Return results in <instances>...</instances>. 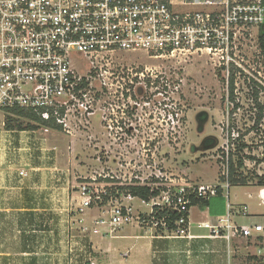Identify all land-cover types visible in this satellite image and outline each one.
<instances>
[{"label": "built area", "instance_id": "1", "mask_svg": "<svg viewBox=\"0 0 264 264\" xmlns=\"http://www.w3.org/2000/svg\"><path fill=\"white\" fill-rule=\"evenodd\" d=\"M263 22L264 0H0V109L27 110L46 131L51 127L45 124H54L71 133L73 123L93 115V75L107 72L106 65L128 52H145L153 59L206 52L228 87L232 76L261 82L256 73L262 77V71L247 53L246 41L256 31L259 49ZM235 133H226V159L217 183L178 184L160 170L123 180L115 174H101L103 180L85 177L79 185L80 209L97 215L83 233L115 237L134 225L160 239L230 242L264 236V224H238L231 212L216 224H199L210 229L208 235L190 230L194 200L222 192L229 196V147L241 137ZM133 186L148 187L150 195H134ZM240 214L247 215V207Z\"/></svg>", "mask_w": 264, "mask_h": 264}, {"label": "rangeland", "instance_id": "2", "mask_svg": "<svg viewBox=\"0 0 264 264\" xmlns=\"http://www.w3.org/2000/svg\"><path fill=\"white\" fill-rule=\"evenodd\" d=\"M246 42L247 53L251 58L255 56L256 68L262 71V77L256 73L261 82L252 76L250 79L248 76L235 77L233 93L226 84V77L206 52L189 58L162 59L150 58L145 52L121 53L114 63L106 65L107 72L103 71L96 77L93 75V90L97 94L93 115L73 123L71 133L51 128L68 137L74 135L79 143L84 142L87 146L74 153L78 184L85 177L103 180L101 174H115L123 180L124 176L130 177L131 174L133 177H145L159 170L178 184L217 183L222 179V166L226 159L222 146L228 129L241 136L235 146L229 147L234 160L241 155L244 159L245 165L237 171V178L241 173L244 176L249 173L264 175V58L256 46V31L252 32V37L247 36ZM237 81L239 86L235 84ZM260 115L262 118L258 121ZM209 136L218 138L215 148L203 146L202 141ZM240 142L248 146L241 155L236 150ZM17 152L11 154L6 144L0 147V182L10 179L21 181L18 175L22 170L19 173L17 170L29 167L23 164L25 160V163H30L29 158H25L24 149ZM249 155L256 159L247 158ZM15 156L18 160L14 161ZM43 156L44 159L39 160L43 165L54 167L58 163L64 168L54 171L56 178L67 173L64 154L56 155L51 151V154ZM164 182L169 183L162 180ZM250 183L253 184L252 181ZM0 193L17 196L22 191L17 187H0ZM6 205L14 203H1L0 208ZM16 217L17 214H12L8 220L0 218V244L4 245L2 249L10 244L11 253L24 230L21 220ZM259 221L264 222L263 219ZM125 228H132L133 234L146 233L134 225ZM108 243L112 244L117 255V260L111 264H125L122 259L130 264L151 263L148 239L115 240L107 236L99 245ZM246 246L250 254L248 261H253L256 256L253 252L258 255L264 252V240L259 242L255 239ZM256 246L262 248L261 252L258 253ZM127 250L130 255L122 258L120 253ZM258 258L264 260V254L256 257L255 261ZM98 259L102 263V259ZM2 262L5 264V260Z\"/></svg>", "mask_w": 264, "mask_h": 264}, {"label": "crops", "instance_id": "3", "mask_svg": "<svg viewBox=\"0 0 264 264\" xmlns=\"http://www.w3.org/2000/svg\"><path fill=\"white\" fill-rule=\"evenodd\" d=\"M4 115L5 113L0 110V147L3 144L8 145L11 154L24 149L25 158H29L30 163H25L24 159L23 164L29 167L17 170L18 173L21 170L27 172L26 176H20L19 173L21 181L10 179L0 182V187H17L22 191L17 196H4L0 193V204L14 203L12 206L0 208V218L8 220L12 218V214L13 216L17 214L16 218L21 220L20 225L24 228L20 239L13 245V253L9 252L10 244L5 245L4 249H2L4 245L0 244L2 249L0 264H3L2 260H5V264H111L117 260L116 250L111 243L99 245L107 236L83 233L82 230L83 226H93V219L97 215L91 209L84 211L80 209L82 198L78 189L80 183L78 184L76 180L78 176L75 174L74 153L82 147L86 149V144L79 143V139L74 135L68 137L62 131L54 129L46 131L43 127L37 130H6ZM70 142L72 146H69ZM22 145L26 148H21ZM51 151H55L56 155L64 154L66 159L64 166L67 173H61V178H56L54 174L61 165L57 163L54 165L57 167L54 168L40 163L45 157L43 155H49ZM16 156L14 161L18 160ZM22 161L19 160V163ZM21 183H25L24 186H18ZM224 194L222 192L219 196L209 199L207 206H192L190 211L192 234L208 235L210 229L199 227V224H216L220 217L226 216L229 212L238 224H264L259 221L264 220V211L261 210L264 209V185L254 183L231 185L228 198ZM243 207H247L245 216L240 214ZM124 228L120 230L121 234L118 231L112 239H148L152 256L150 264H255L254 262L264 264V260L260 258L255 261L256 257L263 255L264 252L259 255L253 252L256 256L253 261H248L250 254L246 251L249 242L255 239L261 242L263 236L235 237L230 242L209 238H195L189 241L154 238L147 235V232L133 234L132 228ZM255 248H258V253L261 252V247ZM188 250L192 252L190 257L187 255ZM120 254L122 258L130 255L128 250ZM98 258L102 259V263ZM122 260H125V264H130L126 259ZM146 263L149 264L147 261Z\"/></svg>", "mask_w": 264, "mask_h": 264}, {"label": "trees", "instance_id": "4", "mask_svg": "<svg viewBox=\"0 0 264 264\" xmlns=\"http://www.w3.org/2000/svg\"><path fill=\"white\" fill-rule=\"evenodd\" d=\"M258 46H259L261 55L264 58V22L259 27ZM233 81H234V76L231 77V83H230L231 93H233V89H234ZM0 110L7 113L5 117V129L6 130H37L39 126H42V122L33 113L27 110L19 109V108H14V109L3 108ZM261 118L262 117L260 115L258 117V121H260ZM203 120H204V117H202V121ZM45 125H48L49 127L54 128V129L61 130L59 126L54 125V124H45ZM214 142H215L214 139L209 138L205 142V146L210 147L214 144ZM247 147H248L247 144L240 142L236 146V150L241 155L242 153H244ZM231 156H234V154L230 153L231 185H237V184L246 185L250 183L251 181L257 185H264V175L258 176V175L249 173L248 175L244 176L241 173V176L237 178V171H239V169H241L245 165L244 159L242 155L238 157L236 156V160H234ZM246 157L252 160L256 159L254 156L252 157L250 155ZM129 189L136 196L148 198V196L150 195V189L148 187L133 186ZM193 205H200L204 207L208 205V200H204V199L194 200ZM175 217L176 215H173V218ZM171 226H173V224ZM261 240H264V236L261 237Z\"/></svg>", "mask_w": 264, "mask_h": 264}, {"label": "water", "instance_id": "5", "mask_svg": "<svg viewBox=\"0 0 264 264\" xmlns=\"http://www.w3.org/2000/svg\"><path fill=\"white\" fill-rule=\"evenodd\" d=\"M209 138L215 140L214 144H213L212 146H210L209 148H215V147L217 146V144L219 143V140H218V138H217L216 136H209V137H206V138L202 141V143H204V142H205L207 139H209Z\"/></svg>", "mask_w": 264, "mask_h": 264}, {"label": "flooded vegetation", "instance_id": "6", "mask_svg": "<svg viewBox=\"0 0 264 264\" xmlns=\"http://www.w3.org/2000/svg\"><path fill=\"white\" fill-rule=\"evenodd\" d=\"M206 141H207V140H206ZM206 141H205V142H206ZM203 144H204L203 146H205V143H203ZM205 147H206V146H205Z\"/></svg>", "mask_w": 264, "mask_h": 264}]
</instances>
